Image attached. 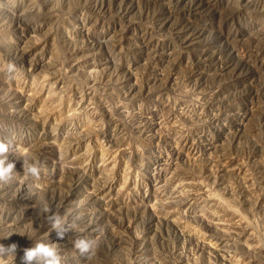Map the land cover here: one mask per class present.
Segmentation results:
<instances>
[{
  "label": "rangeland",
  "instance_id": "1",
  "mask_svg": "<svg viewBox=\"0 0 264 264\" xmlns=\"http://www.w3.org/2000/svg\"><path fill=\"white\" fill-rule=\"evenodd\" d=\"M0 143L14 264H264V0H0Z\"/></svg>",
  "mask_w": 264,
  "mask_h": 264
},
{
  "label": "clouds",
  "instance_id": "2",
  "mask_svg": "<svg viewBox=\"0 0 264 264\" xmlns=\"http://www.w3.org/2000/svg\"><path fill=\"white\" fill-rule=\"evenodd\" d=\"M12 67V65H9L10 69ZM7 152L8 145L0 143V182L9 181L12 178L15 168L14 161L8 160L5 155ZM21 156L25 176L31 177L33 180H38L43 171L41 164L34 158L29 161L26 153H22ZM40 212L48 213V205L44 204L41 208L37 209V214ZM46 219L50 224L51 230L55 231L58 238H63L66 232L69 231L67 223L62 216L52 214L47 216ZM26 236L30 239L28 235ZM73 243L74 247L88 258L94 255L95 249L98 246V241L92 237H79ZM17 250L18 245L15 242L9 245L0 243V264H14ZM22 251L21 264H61V255L55 244L37 241L32 243L31 247L23 248Z\"/></svg>",
  "mask_w": 264,
  "mask_h": 264
}]
</instances>
